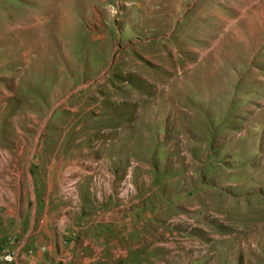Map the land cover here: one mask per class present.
<instances>
[{
  "label": "rangeland",
  "instance_id": "rangeland-1",
  "mask_svg": "<svg viewBox=\"0 0 264 264\" xmlns=\"http://www.w3.org/2000/svg\"><path fill=\"white\" fill-rule=\"evenodd\" d=\"M21 256L264 264V0H0V264Z\"/></svg>",
  "mask_w": 264,
  "mask_h": 264
},
{
  "label": "built area",
  "instance_id": "built-area-1",
  "mask_svg": "<svg viewBox=\"0 0 264 264\" xmlns=\"http://www.w3.org/2000/svg\"><path fill=\"white\" fill-rule=\"evenodd\" d=\"M1 255L3 256V260L6 261V262H12L13 259H14L13 255L9 254V253L3 252Z\"/></svg>",
  "mask_w": 264,
  "mask_h": 264
},
{
  "label": "crops",
  "instance_id": "crops-1",
  "mask_svg": "<svg viewBox=\"0 0 264 264\" xmlns=\"http://www.w3.org/2000/svg\"><path fill=\"white\" fill-rule=\"evenodd\" d=\"M21 259H22V256H21L20 259H19V260H20L19 264H22Z\"/></svg>",
  "mask_w": 264,
  "mask_h": 264
}]
</instances>
